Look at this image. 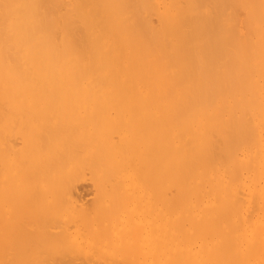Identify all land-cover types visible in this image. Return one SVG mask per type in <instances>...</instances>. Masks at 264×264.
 Listing matches in <instances>:
<instances>
[{"label":"bare ground","instance_id":"6f19581e","mask_svg":"<svg viewBox=\"0 0 264 264\" xmlns=\"http://www.w3.org/2000/svg\"><path fill=\"white\" fill-rule=\"evenodd\" d=\"M262 176L264 0H0V264H264Z\"/></svg>","mask_w":264,"mask_h":264},{"label":"rangeland","instance_id":"374dc122","mask_svg":"<svg viewBox=\"0 0 264 264\" xmlns=\"http://www.w3.org/2000/svg\"><path fill=\"white\" fill-rule=\"evenodd\" d=\"M99 105L97 104V105H95V106H93V107H95L94 109H93V111L91 112L90 111V108L87 110L86 108H83V113H85V114H87V113H89V111H90V114H92L93 116L95 115V117L98 119H101L102 118V116H104L107 112H105L106 111V109H104L102 112H103V114L104 115H100V114H102V112L99 114V112L101 111V107L102 106H99ZM100 110V111H99ZM96 112V114H95V112ZM121 111H123V114L126 112V111H131V112H134V109L133 108H129L128 106H124V108H123V110H122V108H121ZM118 112V111H117ZM140 117H139V120H138V122H137V125L135 126L136 127V129H131V130H129V127H128V131H127V134H128V138H126V146L128 145H131L132 144V142H137V144H138V146H139V149H140V153H139V158H142V159H145L146 158V161L148 162V160H150L151 159V156L150 155H148V151H149V153L151 152V153H154V151L152 150V147L149 145V143L151 142V144H152V142L155 140V139H157V136L156 135H154L153 136V134L150 132V127H148L149 125L147 124V125H145V121L143 120V117H142V110L140 109ZM116 113V112H115ZM117 115H118V117H120L121 119H122V117L121 116H123V114L122 113H120V112H118V113H116ZM87 119H89V118H87ZM87 119H85V123L87 122ZM84 123V124H85ZM84 128V127H83ZM43 129V132L44 131H46L47 129H44V128H41L40 130H42ZM127 129V128H126ZM26 130H28L27 128H25V131H24V129H22L21 130V132H23V133H26ZM30 130V129H29ZM27 131V132H31V130L30 131ZM84 130H85V134H88V135H90V133L88 132V130L86 129V128H84ZM36 132V131H35ZM141 134V135H140ZM141 136V137H140ZM128 142V143H127ZM142 145V146H141ZM127 146V148H128V150H127V152L126 153H124V156H125V154H126V156L128 157L129 155H130V152L128 153V151H130V147H128ZM147 149H149L148 151H146ZM144 152V153H143ZM147 152V153H146ZM19 162H21V160H19ZM22 163H25V161H22ZM151 168H152V166L150 167V168H146V167H144V175H143V180H144V182H145V191L143 192V196H147L148 194H154L153 196H154V198H152V201L154 202V199H155V196H156V192H153L152 190H149L150 189V187H151V185L150 184H148L147 183V179L150 177V174H151V172L152 171H150L151 170ZM83 174V173H82ZM262 178H264V176H262ZM83 183V182H82ZM83 187H82V189H85L86 187L88 188V186L86 185V183H85V185H82ZM85 187V188H84ZM90 188V187H89ZM88 188V189H89ZM87 190V189H86ZM85 191V190H84ZM19 192H21V193H23V194H25V188H21L20 190H19ZM86 193V196L85 197H87V200H90V199H88V197L89 198H91L90 196H89V194L88 193H90V189L88 190V193H87V191L85 192ZM90 195L92 196V194L90 193ZM38 197V196H37ZM35 204H37V201L35 200V201H33ZM33 204V203H32ZM151 204H152V202H151ZM153 205V204H152ZM44 207H45V205H44ZM43 207V208H44ZM47 208V207H46ZM42 209V207H38L36 210L38 211L39 210V212H40V210ZM36 211V213L38 214L39 212H37ZM42 211H44V209L42 210ZM41 211V214L40 215H38V216H40L42 219H43V221H44V218H45V220H46V217H49L48 216V214H46V212H42ZM46 211V210H45ZM150 212H156V209H155V205H153V207L151 208V209H146V208H144V211H143V216L146 218V222H145V218L143 219L144 220V222L145 223H143L142 222V226L140 225V224H138V223H136V225H140V235L139 236H141V235H143V236H145V238H144V240H145V242L147 243V241H149L148 243H150V245H153V242H155V240H156V237H153L155 234H156V230H157V216L158 215H156V214H153L152 216H154V218H151V220H149V213ZM147 214V215H146ZM149 215V216H148ZM22 218H23V213H22ZM151 217V216H150ZM23 219H25V218H23ZM23 219H22V221H23ZM27 220V219H26ZM148 221H153V223L151 222H148ZM25 222V221H24ZM24 224V223H23ZM25 224H26V222H25ZM144 224H146V225H144ZM147 224H150V226L148 225L147 226ZM145 226H147L148 228H150L151 229V235L149 234V235H147V237H149L148 238V240H147V237H146V235L145 234H147V231L149 230L148 228H146ZM152 226V227H151ZM26 227H28L27 225L25 226V228L24 229H27ZM122 227V226H121ZM138 231L137 232H139V229H137ZM155 233V234H154ZM153 235V236H152ZM156 236V235H155ZM142 238V237H141ZM17 243V242H16ZM10 244V243H9ZM18 244V243H17ZM126 244V243H125ZM5 245H8V244H5ZM224 244H221V246H223ZM3 251H4V249H3ZM85 252H87V250H86V248H84L83 247V254H85V255H87L88 256V254L87 253H85ZM95 257H97L98 255H99V253H97V252H95ZM90 257H93L92 258V260H94V256H91V255H89ZM223 254L222 253H218V255H217V262H216V264L218 263V264H221L220 263V261L222 262V264H223ZM90 261H92L91 259H89ZM92 262H89V264H91ZM94 263V262H93ZM95 264V263H94ZM97 264V263H96Z\"/></svg>","mask_w":264,"mask_h":264}]
</instances>
